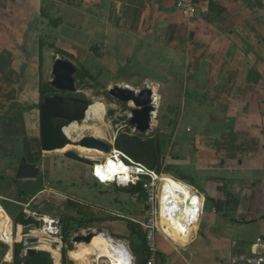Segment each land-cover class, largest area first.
<instances>
[{"label": "crops", "instance_id": "obj_1", "mask_svg": "<svg viewBox=\"0 0 264 264\" xmlns=\"http://www.w3.org/2000/svg\"><path fill=\"white\" fill-rule=\"evenodd\" d=\"M194 2L189 14L176 0H0V264H16L17 243L43 234L30 227L36 218L59 223L82 211L99 217L83 234L92 242L68 251L62 240L49 243L54 264H114L92 248L99 234L112 240L111 252L140 264L128 237L131 221L141 226L145 218L144 199L117 219L115 206L101 208L108 197L90 183H107L92 167L63 157L44 166L40 85L48 55L51 74L55 59L66 58L100 81L113 77V86L149 87L156 103L178 109L164 154L172 171L153 170L161 180L157 264L264 258V0ZM167 178L189 189L190 208L164 195ZM20 214L34 221L16 223Z\"/></svg>", "mask_w": 264, "mask_h": 264}, {"label": "rangeland", "instance_id": "obj_2", "mask_svg": "<svg viewBox=\"0 0 264 264\" xmlns=\"http://www.w3.org/2000/svg\"><path fill=\"white\" fill-rule=\"evenodd\" d=\"M47 61L46 64H44V70L42 73V80L43 82H48L53 78V75L51 74L50 70L47 69L49 65H51V62L53 61L52 56L48 55L47 56ZM77 76H76V86L78 89V92L75 93L74 95H77L79 97H83L91 102V104H95L98 108H106V114H105V119H104V124H101L98 122V117L99 114L96 115L95 117L91 119H85L78 124L81 126L85 125H92L95 123H98L101 126L104 125L103 129L105 130L106 134L108 135L107 137L103 136H97L98 138H101L105 141H108L112 144V151L114 149H117L121 152L122 158L127 163L128 165H134L136 163H139L134 157L133 154H136L138 151L136 148L131 147L130 148V153L127 151L125 152L122 148L128 149L129 148V143L126 141H122V146L117 144V139L125 134V135H130V136H138L142 140H150L149 138L152 137H157L160 136L163 139V153L166 154L167 151L169 150L170 146L173 145V138L175 135V130H176V125H175V120L177 117L178 109L177 110H171L170 103L167 102H160V99L158 98L157 101V111L154 113L153 118H152V126L151 130L148 131L147 134H141L133 126L128 125V120L132 115V110L135 108L133 103H122L112 96H110L108 89L113 87V83L116 81L114 80L113 77H105L101 78V81L98 78H89L85 77L83 75V70L79 69ZM124 76L126 77V80L128 81H134V75L132 74H127L124 73ZM104 77V76H103ZM121 85H124L123 83L117 82ZM98 101V102H97ZM175 106V105H172ZM176 107V106H175ZM170 116V117H169ZM171 118V119H170ZM90 121V122H89ZM108 129V130H107ZM110 132V133H109ZM85 135H94V132L92 130H85L81 135H77L75 137V140H79ZM110 137V138H109ZM77 138V139H76ZM79 138V139H78ZM119 146V147H118ZM76 150L82 155L88 156L87 154H84L81 152L80 148L72 146L69 147L66 150ZM66 150H58L54 152H49V153H43V162L45 168H49L50 163H56L64 156V153ZM111 151V152H112ZM110 153H101V152H96L99 153L97 155L92 156L93 158H96L99 160L98 163H103L105 158L109 156ZM104 154V155H103ZM107 154V155H106ZM68 163V162H67ZM77 164V163H76ZM78 167H83L81 164H77ZM86 169V171L90 172V168L83 167ZM93 174H94V166L92 167ZM95 175V174H94ZM96 176V175H95ZM97 177V176H96ZM92 187H96L100 190V192L107 196L108 199L107 201L104 200V205H102L105 209V206L108 207H113L115 210V214L113 215L114 218L117 219H126L125 217L128 216V211L129 208H133L137 206V200L142 199L140 195H138V191L132 192V183L128 185H122L118 182H108L107 184H98V182L95 179H92V183H90ZM102 189V190H101ZM130 209V212H131ZM112 210V209H108ZM66 215V214H65ZM62 215V217L59 219V223H55V233H48L46 232L45 226H46V221L44 219H41L42 217H38V219H35V222L30 225L31 228H34L36 230L35 232L42 231L41 233L49 234V237L47 238V242H42L41 237L42 235H35L34 233H31L32 236H27L24 238L23 241H20L16 245L15 252L17 255V258L20 260H23L26 262L28 259V249L29 246L32 245L31 247H34L37 249L38 252L42 250H50L52 251L54 249L53 246H51L49 243L51 242H58L63 244V251L66 250L68 251L69 249H74L78 243H76L75 236L77 235H83L87 230H90L92 232L93 230L88 229L89 226H91V223L87 221H81L79 219H74L70 220L68 218H65ZM64 217V218H63ZM128 220V219H127ZM132 224L136 226L135 230H131V236L128 237L130 238V242L128 240L129 245L131 244L133 248L137 249L138 246L141 245V242H143V237L139 236V234L142 232L141 226L138 222L131 221ZM67 227L66 233L68 234L67 240H64L63 234H65L64 227ZM97 233H104L101 229H96ZM89 232V233H90ZM134 232V234H133ZM87 233V232H86ZM143 232L140 234L142 235ZM37 239V241L32 242L29 244L28 239ZM76 244V245H75ZM53 248V249H52ZM67 256H69L67 252Z\"/></svg>", "mask_w": 264, "mask_h": 264}, {"label": "water", "instance_id": "obj_3", "mask_svg": "<svg viewBox=\"0 0 264 264\" xmlns=\"http://www.w3.org/2000/svg\"><path fill=\"white\" fill-rule=\"evenodd\" d=\"M78 67L66 58L57 57L52 68L53 78L48 84L59 94L46 96L40 105L41 113V139L44 152L64 150L67 146H81L88 149H96L103 153L112 151V144L95 135H85L75 140L66 133V127L73 123H79L88 117L91 102L83 97L74 95L78 92L76 76ZM110 96L122 103H133L135 108L128 120V125L133 126L141 134H147L151 130V122L154 113L157 111L156 94L147 87L142 90H135L130 87L114 85L108 89ZM74 160L90 167H93L98 159L85 156L76 150H66L62 161ZM190 208L189 200L181 205V210ZM76 242L90 243L93 234L77 235ZM37 239H28L29 244ZM29 246L28 257L37 254V249Z\"/></svg>", "mask_w": 264, "mask_h": 264}, {"label": "bare ground", "instance_id": "obj_4", "mask_svg": "<svg viewBox=\"0 0 264 264\" xmlns=\"http://www.w3.org/2000/svg\"><path fill=\"white\" fill-rule=\"evenodd\" d=\"M98 114H99L98 122L105 125L106 123H104L105 122L104 119H105V114H106V108H98L95 104H92L89 111H88V117L87 118L91 119ZM101 124L99 125L98 123H95L92 125L81 126L78 123H73L70 126L66 127L65 130H66V133L70 137H72L73 139H75V137L77 135H81L83 133V131L88 130V129L92 130L94 132L95 136L107 137L108 135L106 134L105 130L103 129L104 125L101 126ZM69 147H72V146H67L64 150L68 149ZM78 148H80L82 153L87 154L90 157L99 154L96 152H101V151L96 150V149H88L86 147H81V146H78ZM101 153H103V152H101ZM137 169L138 168H134L132 166H129L127 163H125V161L122 158L121 152L117 149H114L111 152V154L105 158L103 163L97 162L94 165V174L101 181H103L105 183L116 181L122 185H128L131 181H133L132 173L134 171H137ZM164 180H166L165 181L166 189L164 191V195H167L172 200H174L175 204H176V202L180 203V204L184 203L186 198H188L190 196L189 189L185 188L184 186H181L182 184L178 183L177 180H174L173 178H167ZM163 183H164V181H163ZM162 191H161L160 198L162 197ZM192 203H190V205ZM179 209H181V208H179ZM44 220L46 221V229L54 232L55 220L48 217V216H45ZM96 240H97L96 241L97 244L96 245L92 244L91 246L93 249L95 246L98 247L101 250L98 253L99 254L102 253L100 255L110 256V258L112 259L114 264H130L126 260L127 258H124L123 256H120L119 254L116 255L113 252H111V247H113V243L109 237L105 236L104 234H99L98 236H96ZM96 247H95V249H97ZM93 251L95 252V250H93ZM93 251H92V253H93ZM86 257L88 258V252L84 258H86ZM84 261H88V259H84ZM112 261H111V263H112Z\"/></svg>", "mask_w": 264, "mask_h": 264}, {"label": "trees", "instance_id": "obj_5", "mask_svg": "<svg viewBox=\"0 0 264 264\" xmlns=\"http://www.w3.org/2000/svg\"><path fill=\"white\" fill-rule=\"evenodd\" d=\"M78 71H80L78 69ZM83 75L85 77L89 78H95L86 68H83ZM41 89V101L43 102L44 98L46 96L59 94L53 87H51L48 83H42L40 85ZM41 102V103H42ZM150 140H142L138 136H130V135H121L117 139V144L122 146V141H126L129 143V148L125 149L122 148L125 152L127 151L130 153V148L135 147L138 151L136 154H133V157L139 162L144 165H146L149 169L155 170L158 173L162 172H170L172 171L171 166L166 165L164 162V153H163V139L160 136L149 138ZM119 147V146H118ZM132 192L138 191L141 197H143L142 193V186L140 183L132 184ZM80 215H65V218H68L70 220L79 219L81 221H94L96 219H99V217H94L88 212H79ZM63 217V218H64ZM34 220L28 218L25 219L23 217V214H20L16 218V223H23L28 224L30 222H33ZM82 223V222H81ZM131 230H135L136 226L134 224H130ZM67 227H64L65 234H63L64 240H67L68 234L66 233ZM142 233V232H141ZM140 233V234H141ZM134 234V232H133ZM143 237V242H141V245L137 247V251L139 253L140 257V264H147L148 260V250L146 248L145 242H144V234L140 235ZM64 264H67L66 260L64 261ZM16 264H23V260H20L17 258ZM24 264H54V261L51 257V253L47 250H42L33 257L29 258L24 262Z\"/></svg>", "mask_w": 264, "mask_h": 264}, {"label": "built area", "instance_id": "obj_6", "mask_svg": "<svg viewBox=\"0 0 264 264\" xmlns=\"http://www.w3.org/2000/svg\"><path fill=\"white\" fill-rule=\"evenodd\" d=\"M176 2L177 5L184 8L187 13H196V4L194 0H176ZM135 168L139 170L137 169V171L132 173L134 180L131 183H140L142 186L143 197H140L143 198L145 202V218L141 222V226L144 232L146 248L149 253L147 264H157L159 254L157 239L160 229L157 202L159 201L158 196L161 180L156 172L145 165L138 164ZM138 195L140 194L138 193ZM250 261L254 264H264V258H254Z\"/></svg>", "mask_w": 264, "mask_h": 264}]
</instances>
